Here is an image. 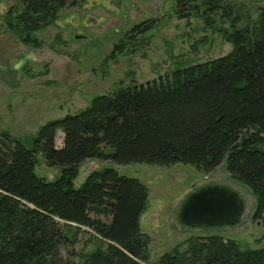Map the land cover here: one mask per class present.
<instances>
[{
  "label": "trees",
  "instance_id": "16d2710c",
  "mask_svg": "<svg viewBox=\"0 0 264 264\" xmlns=\"http://www.w3.org/2000/svg\"><path fill=\"white\" fill-rule=\"evenodd\" d=\"M81 1L20 0L22 12L13 17L9 10L6 27L23 44L38 47L34 32L52 24L66 5ZM218 2L177 0V18L205 8L201 16L208 20L221 10ZM259 18L255 39L245 29L225 35L232 45L228 55L96 96L80 112L41 126L29 147L2 132L0 264H74L59 257L67 242L61 229L73 225L89 229L105 246L81 264H146L148 238L139 230L146 186L107 168L89 174L76 188L78 167L89 159L181 163L206 173L224 161L230 177L255 196L252 220L264 218V9ZM148 29L149 22L142 23L131 33ZM243 129L253 134L240 138ZM37 153L61 169L58 178L48 182L35 175ZM178 249L156 264H264V248L241 250L233 240L216 236L191 238L184 252Z\"/></svg>",
  "mask_w": 264,
  "mask_h": 264
},
{
  "label": "rangeland",
  "instance_id": "374dc122",
  "mask_svg": "<svg viewBox=\"0 0 264 264\" xmlns=\"http://www.w3.org/2000/svg\"><path fill=\"white\" fill-rule=\"evenodd\" d=\"M176 2L82 0L77 6L66 5L52 24L34 32L39 46L30 47L6 27L9 10L13 17L22 12L20 0H0V38H11L13 43L9 57L0 60V134L7 132L29 147L41 126L80 112L96 96L113 95L176 69L226 56L232 49L225 41L228 33L245 29L252 39L259 36L264 0H219L221 10L210 14L208 20L201 16L205 8L178 19ZM147 22L151 29L131 33L135 26ZM116 46L120 50H114ZM252 134L251 129H243L240 138ZM61 139L59 130L55 137L58 148ZM35 161L37 177L48 182L59 177L61 169L47 165L42 154L37 153ZM107 168L135 178L147 188L148 199L139 217L140 233L148 238L146 264H156L175 248L184 252L191 238L216 236L233 240L241 250L264 248V218L252 220L255 196L230 177L224 161L206 173L181 163L122 165L89 159L78 167L73 186L79 188L89 174ZM211 185H224L240 196L244 210L239 222L202 229L181 225L177 215L182 201L200 187ZM75 227L61 229L67 241L59 249L63 263L81 264L102 246L89 229Z\"/></svg>",
  "mask_w": 264,
  "mask_h": 264
},
{
  "label": "water",
  "instance_id": "95a60500",
  "mask_svg": "<svg viewBox=\"0 0 264 264\" xmlns=\"http://www.w3.org/2000/svg\"><path fill=\"white\" fill-rule=\"evenodd\" d=\"M180 205L179 223L197 229L236 225L244 210L240 196L224 185L200 187Z\"/></svg>",
  "mask_w": 264,
  "mask_h": 264
},
{
  "label": "crops",
  "instance_id": "0c3cea01",
  "mask_svg": "<svg viewBox=\"0 0 264 264\" xmlns=\"http://www.w3.org/2000/svg\"><path fill=\"white\" fill-rule=\"evenodd\" d=\"M12 39L3 40L0 38V60L8 58L11 51H8L9 46H12Z\"/></svg>",
  "mask_w": 264,
  "mask_h": 264
}]
</instances>
